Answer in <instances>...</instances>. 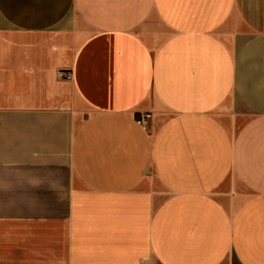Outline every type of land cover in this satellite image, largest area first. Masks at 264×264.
I'll return each mask as SVG.
<instances>
[{
  "label": "crops",
  "instance_id": "crops-1",
  "mask_svg": "<svg viewBox=\"0 0 264 264\" xmlns=\"http://www.w3.org/2000/svg\"><path fill=\"white\" fill-rule=\"evenodd\" d=\"M0 264H264V0H0Z\"/></svg>",
  "mask_w": 264,
  "mask_h": 264
},
{
  "label": "built area",
  "instance_id": "built-area-1",
  "mask_svg": "<svg viewBox=\"0 0 264 264\" xmlns=\"http://www.w3.org/2000/svg\"><path fill=\"white\" fill-rule=\"evenodd\" d=\"M61 74L63 76H65L66 78H72V73L71 72H61ZM152 117V112L151 111H141L139 113H137L136 115V120L139 124H141L142 126H148L149 120Z\"/></svg>",
  "mask_w": 264,
  "mask_h": 264
}]
</instances>
